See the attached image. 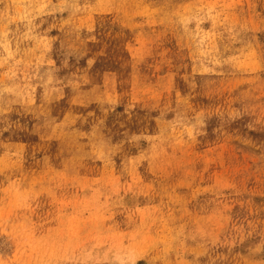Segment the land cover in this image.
I'll return each instance as SVG.
<instances>
[{
    "label": "rangeland",
    "instance_id": "obj_1",
    "mask_svg": "<svg viewBox=\"0 0 264 264\" xmlns=\"http://www.w3.org/2000/svg\"><path fill=\"white\" fill-rule=\"evenodd\" d=\"M0 264H264V0H0Z\"/></svg>",
    "mask_w": 264,
    "mask_h": 264
}]
</instances>
